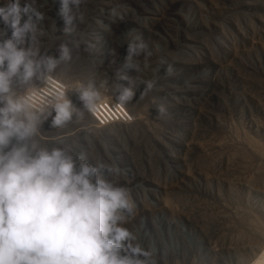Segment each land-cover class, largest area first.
Listing matches in <instances>:
<instances>
[{"label": "rangeland", "instance_id": "374dc122", "mask_svg": "<svg viewBox=\"0 0 264 264\" xmlns=\"http://www.w3.org/2000/svg\"><path fill=\"white\" fill-rule=\"evenodd\" d=\"M33 6L44 15L41 53L66 43L73 57L18 94L38 109L64 91L82 109L74 88L92 84L126 114L99 122L85 112L54 128L53 110L35 142L115 170L106 178L133 204L122 226L156 264L255 259L264 249V0H82L71 36L62 0ZM0 30L11 35L2 20ZM118 76L154 88L120 103Z\"/></svg>", "mask_w": 264, "mask_h": 264}, {"label": "clouds", "instance_id": "9594fccd", "mask_svg": "<svg viewBox=\"0 0 264 264\" xmlns=\"http://www.w3.org/2000/svg\"><path fill=\"white\" fill-rule=\"evenodd\" d=\"M81 2L62 0L67 36L83 20L73 14ZM33 5L34 0H6L0 7V20L12 29L10 36L0 30V264H156L152 253L134 244L135 236L122 226L133 204L126 188L106 178L115 170L89 163L84 153L35 142L53 110L51 125L62 128L94 112L101 97L94 85L80 84L74 90L82 109L64 91L54 92L37 109L18 94L73 57L66 43L58 45L57 54L41 53L38 43L44 33L38 22L44 15ZM72 43L79 49V43ZM125 66L139 71L138 64ZM118 78L127 81L119 90L120 103L132 101L138 91L143 99L154 88L152 81L136 85L127 76ZM156 111L160 118L168 115L164 105Z\"/></svg>", "mask_w": 264, "mask_h": 264}, {"label": "built area", "instance_id": "2783aa9c", "mask_svg": "<svg viewBox=\"0 0 264 264\" xmlns=\"http://www.w3.org/2000/svg\"><path fill=\"white\" fill-rule=\"evenodd\" d=\"M104 107H106L109 112H106ZM97 121L101 122L104 119H109V117H120L125 118V111L121 106L112 105V103L100 102L96 110L92 112Z\"/></svg>", "mask_w": 264, "mask_h": 264}, {"label": "bare ground", "instance_id": "6f19581e", "mask_svg": "<svg viewBox=\"0 0 264 264\" xmlns=\"http://www.w3.org/2000/svg\"><path fill=\"white\" fill-rule=\"evenodd\" d=\"M249 264H264V249L261 251V253L253 259Z\"/></svg>", "mask_w": 264, "mask_h": 264}]
</instances>
